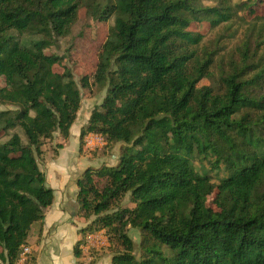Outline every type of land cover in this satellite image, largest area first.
Segmentation results:
<instances>
[{
	"label": "trees",
	"instance_id": "obj_1",
	"mask_svg": "<svg viewBox=\"0 0 264 264\" xmlns=\"http://www.w3.org/2000/svg\"><path fill=\"white\" fill-rule=\"evenodd\" d=\"M231 1L0 0V107H9L0 110V264L16 263L52 205L42 147L55 135L68 139L79 85L91 87L88 77L78 85L70 70L56 72L62 58L45 54L81 8L113 25L94 76L106 95L79 143L94 133L123 146L116 165L87 168L77 181L80 216L94 219L80 230L75 255L87 231L104 230L111 264H264L262 43L252 50L244 42L239 63L199 87L214 54L199 55L202 36L190 30L231 24L242 9ZM14 33L40 39L25 46ZM204 161L224 172L218 182ZM126 195L133 207L112 210ZM128 227L139 230L138 257Z\"/></svg>",
	"mask_w": 264,
	"mask_h": 264
},
{
	"label": "rangeland",
	"instance_id": "obj_2",
	"mask_svg": "<svg viewBox=\"0 0 264 264\" xmlns=\"http://www.w3.org/2000/svg\"><path fill=\"white\" fill-rule=\"evenodd\" d=\"M233 5L242 8L238 16L234 18L231 24H222L217 28H210L205 23H194L190 30L201 35L202 41L199 45V55L204 52H212L214 54V62L210 67V78H204L200 86H212L217 83L220 76L230 71L231 64L239 63V48L244 42H248L250 49H254L257 42L261 41L259 56L264 59V0H232ZM205 4H209L205 2ZM243 4V5H242ZM113 25V19L108 22H100L89 16L85 8H81L78 12V18L72 26L70 33L63 38H57L51 46L45 50V54L54 55L62 58L60 66H56L54 70L62 73L64 69H68L73 74L75 81L79 85V80L88 77L91 87L83 89L80 87L81 107L77 114L76 124L80 125L90 116L91 111L97 108L106 95V88L94 84V76L96 73V65L98 55L104 44L110 27ZM16 39L25 46H30L34 41L40 39V36H32L28 34L14 33ZM3 78H0V87L4 86ZM9 107H0V110ZM87 124V123H86ZM85 124V125H86ZM84 125V126H85ZM81 130V129H80ZM61 139V144H57V140ZM4 138L2 141H5ZM78 146L79 154H82V147L79 141H74V135L69 140L63 139L55 135L53 140L45 141L43 146ZM122 144H114L107 146L105 144L101 149L91 154L93 158H97V166H114L117 164ZM41 161V160H40ZM93 162V160L91 161ZM205 168L212 176L213 182H218L219 176L222 177L224 172L219 174L216 171H210L207 161H204ZM199 163L195 162L198 168ZM104 182L96 180V186L100 190ZM213 196L207 199V205L214 207ZM132 208L133 205L129 201V195L123 197L116 203L112 210L117 208ZM94 217L90 219L93 220ZM128 236L134 241V254L139 256L140 233L138 229L128 227ZM116 247V244H114ZM112 255L113 252L109 251Z\"/></svg>",
	"mask_w": 264,
	"mask_h": 264
},
{
	"label": "crops",
	"instance_id": "obj_3",
	"mask_svg": "<svg viewBox=\"0 0 264 264\" xmlns=\"http://www.w3.org/2000/svg\"><path fill=\"white\" fill-rule=\"evenodd\" d=\"M78 118V117H77ZM72 125L69 140L79 141L80 129L87 123ZM77 120V119H76ZM85 139V138H84ZM58 145L61 139L57 140ZM39 168L44 173L47 187L54 193L52 205L44 212L42 222L34 223L25 244L32 250L33 264H111L112 254L107 248L92 256L89 261L79 249L75 255V246L81 240L80 230L90 221L81 218L77 201V181L87 168H98V159L93 158L82 146H43ZM93 160V162H91ZM108 166V165H107Z\"/></svg>",
	"mask_w": 264,
	"mask_h": 264
},
{
	"label": "built area",
	"instance_id": "obj_4",
	"mask_svg": "<svg viewBox=\"0 0 264 264\" xmlns=\"http://www.w3.org/2000/svg\"><path fill=\"white\" fill-rule=\"evenodd\" d=\"M106 144V140L100 134L90 133L85 136L84 146L87 151L93 152L101 149ZM109 245L108 237L104 230L87 231L82 239L79 249L90 261L92 256ZM32 250L24 244L21 247L18 259L15 264H31Z\"/></svg>",
	"mask_w": 264,
	"mask_h": 264
}]
</instances>
